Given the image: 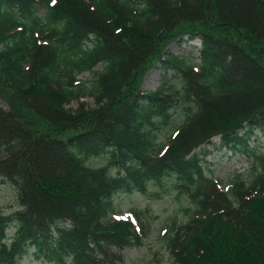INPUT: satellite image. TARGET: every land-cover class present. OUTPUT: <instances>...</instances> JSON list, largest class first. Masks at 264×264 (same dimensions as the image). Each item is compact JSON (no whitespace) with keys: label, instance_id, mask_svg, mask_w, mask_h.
<instances>
[{"label":"trees","instance_id":"16d2710c","mask_svg":"<svg viewBox=\"0 0 264 264\" xmlns=\"http://www.w3.org/2000/svg\"><path fill=\"white\" fill-rule=\"evenodd\" d=\"M195 40L196 65L167 49ZM156 64L173 74L143 92ZM0 101L17 204L0 208V264H119L149 224L111 218L114 201L169 178L193 206L167 237L173 264H264V156L247 144L264 136V0H0ZM216 137L254 162L226 193L204 173Z\"/></svg>","mask_w":264,"mask_h":264},{"label":"rangeland","instance_id":"374dc122","mask_svg":"<svg viewBox=\"0 0 264 264\" xmlns=\"http://www.w3.org/2000/svg\"><path fill=\"white\" fill-rule=\"evenodd\" d=\"M42 11V10H41ZM87 47H91L87 44ZM170 54L185 59L191 65L199 62V40L192 41L188 44L173 42L167 47ZM156 64L151 68L143 79L141 88L143 92L155 91L166 78L172 76V72L164 73ZM101 65L95 68L100 71ZM78 84L91 86L93 76L89 72H84L76 78ZM173 86H178L176 80L170 82ZM83 102L88 107H93L94 100L92 97L85 96ZM0 106L7 109L4 102L0 101ZM76 105L73 104V108ZM173 125L181 124L183 114H176L173 117ZM170 128H165L158 133L157 142H166L169 134H172ZM214 146L207 147L208 153L205 155L204 173L207 178L219 182L220 190L227 192L232 182L238 175L243 179L250 181L254 164L250 154L237 153L232 154L225 149H219V139L216 137L212 140ZM250 150L255 155L264 156V136L256 132L247 142ZM200 152V151H198ZM98 165L103 160L97 161ZM177 181L172 178L163 180L160 185H149L144 194L134 193L131 196H120L114 201L115 212L111 218L132 220V212H140L149 224L146 237L141 241L140 246L129 247L121 252L122 261L119 264H173L170 253L166 249L167 237L171 234V228L185 223L192 212V205L185 196L179 193ZM0 208L6 213L17 209L16 194L12 187L7 184H0ZM13 230L9 231V235ZM18 264H45L35 259L32 250Z\"/></svg>","mask_w":264,"mask_h":264},{"label":"snow or ice","instance_id":"6c2138e0","mask_svg":"<svg viewBox=\"0 0 264 264\" xmlns=\"http://www.w3.org/2000/svg\"><path fill=\"white\" fill-rule=\"evenodd\" d=\"M53 2H55V0H53Z\"/></svg>","mask_w":264,"mask_h":264}]
</instances>
